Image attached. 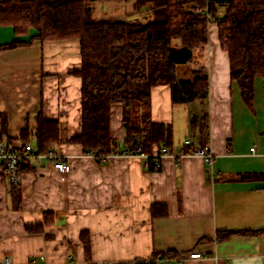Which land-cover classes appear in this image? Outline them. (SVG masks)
I'll return each instance as SVG.
<instances>
[{
  "label": "crops",
  "instance_id": "1",
  "mask_svg": "<svg viewBox=\"0 0 264 264\" xmlns=\"http://www.w3.org/2000/svg\"><path fill=\"white\" fill-rule=\"evenodd\" d=\"M102 9L108 13L110 6ZM208 29L206 47L192 63L176 68L179 81L206 69L207 99L174 107L170 88L157 86L150 101L152 120L173 126L168 152L179 155L189 140L209 153L211 162L194 154L165 156L155 168L141 155L98 162L68 142L81 132V80L72 74L81 68L78 39L40 43L31 40L33 31L18 37L11 27H0V48L29 42L0 49L3 143L20 149V133L32 130L40 113L45 121L58 122L60 143L54 150L69 166L62 176L46 160L31 162L34 170L20 177V210L13 209L8 181L0 176V258L15 264H114L173 252L170 264H264V78L253 80L251 103H245L230 80L217 26ZM203 116L208 132L194 135L192 118ZM110 134L120 143L126 139L120 104L110 108ZM47 213L54 215L52 226L25 231ZM81 231L88 232V255Z\"/></svg>",
  "mask_w": 264,
  "mask_h": 264
},
{
  "label": "trees",
  "instance_id": "2",
  "mask_svg": "<svg viewBox=\"0 0 264 264\" xmlns=\"http://www.w3.org/2000/svg\"><path fill=\"white\" fill-rule=\"evenodd\" d=\"M98 3L132 5L134 11L123 18L94 20V5ZM212 20L217 26L220 48L228 53L230 80L239 88L242 100L250 104L253 80L264 78V0L0 1V27H11L18 37L33 31L31 40L40 43L79 40L81 68L72 74L81 80V132L68 142L79 144L85 155H94L96 159L123 151L129 155H150L155 149L173 147V126L151 118V90L168 86L174 107L207 99L208 71L195 70L190 80L179 81L176 68L192 63L197 50L206 47L208 24ZM28 43L12 42L0 49ZM113 104L122 106L126 130L123 143L110 134ZM33 119L35 127L31 130L28 126L20 133V149L34 142L37 153L45 154L60 143L58 122L45 121L40 113ZM207 119L193 117L191 132L206 135ZM4 138L2 130L1 143ZM184 151L189 155L197 149L189 145ZM33 170L29 162L20 163V175ZM0 176L5 177L2 167ZM8 185L13 209L20 210V184ZM53 224L54 215L47 213L42 223L27 225L25 231L41 233ZM80 239L88 255V232L81 231ZM174 257L173 252L155 253L149 264H157L153 262L157 258Z\"/></svg>",
  "mask_w": 264,
  "mask_h": 264
},
{
  "label": "built area",
  "instance_id": "3",
  "mask_svg": "<svg viewBox=\"0 0 264 264\" xmlns=\"http://www.w3.org/2000/svg\"><path fill=\"white\" fill-rule=\"evenodd\" d=\"M190 141L185 140L184 146H189ZM252 150V149H251ZM119 155H129L125 151L121 152ZM185 155H188L185 151H181L179 155H172L168 152V149L165 147H162L159 150H153L152 154L150 155H141L143 156L148 162L152 161L155 168H160V159H162L165 156H171V157H183ZM194 155L201 156L204 158V160L208 163L211 162V155L205 154L203 150H197ZM93 158H95L94 155H89ZM114 156V155H112ZM116 156V155H115ZM110 156H102L98 157L97 159L100 161H105ZM46 160L50 165H52L62 176H64L66 173L69 172V166L62 162L59 158V156L55 153L54 148L50 149L45 154H38L36 151V148L28 144L24 148L19 150H14L12 148H9L4 143L0 142V167L3 168L5 177L8 182L13 184L20 183V173H19V167L20 163L24 162H33L37 160ZM192 259L200 258V254H190L189 256ZM156 262L157 264H170L173 261V258H157L153 260V262ZM145 264H149L150 260H144L142 261ZM0 264H15L11 258H0Z\"/></svg>",
  "mask_w": 264,
  "mask_h": 264
},
{
  "label": "rangeland",
  "instance_id": "4",
  "mask_svg": "<svg viewBox=\"0 0 264 264\" xmlns=\"http://www.w3.org/2000/svg\"><path fill=\"white\" fill-rule=\"evenodd\" d=\"M121 4H123V3H121ZM115 5H116L115 3L108 4V6H110V10L107 13V12H105V10L102 9V4L101 3L95 4L94 5V11H93V19L94 20H102V19H108V18H112V17H120V18H123L126 14L133 13V11H134L133 8L131 7L132 5H122V6H125L124 7L125 9H122V10H120V9H118V10L113 9ZM211 24H213V26L216 27V23L213 20L210 21V23L208 24V27Z\"/></svg>",
  "mask_w": 264,
  "mask_h": 264
}]
</instances>
